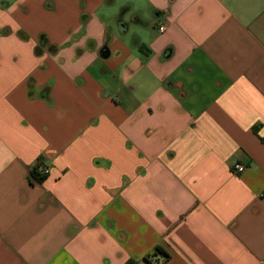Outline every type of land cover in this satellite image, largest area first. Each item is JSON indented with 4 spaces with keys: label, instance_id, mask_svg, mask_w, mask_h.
Segmentation results:
<instances>
[{
    "label": "crops",
    "instance_id": "1",
    "mask_svg": "<svg viewBox=\"0 0 264 264\" xmlns=\"http://www.w3.org/2000/svg\"><path fill=\"white\" fill-rule=\"evenodd\" d=\"M263 138L264 0H0V264H264Z\"/></svg>",
    "mask_w": 264,
    "mask_h": 264
},
{
    "label": "trees",
    "instance_id": "2",
    "mask_svg": "<svg viewBox=\"0 0 264 264\" xmlns=\"http://www.w3.org/2000/svg\"><path fill=\"white\" fill-rule=\"evenodd\" d=\"M264 141V138L262 139ZM41 164L37 163L30 171L31 176L38 180L42 181L45 179L46 174L42 172L40 168ZM169 258V254L162 247H156L152 252H150L144 260L148 263L153 264L156 261L158 264H164V261Z\"/></svg>",
    "mask_w": 264,
    "mask_h": 264
},
{
    "label": "built area",
    "instance_id": "3",
    "mask_svg": "<svg viewBox=\"0 0 264 264\" xmlns=\"http://www.w3.org/2000/svg\"><path fill=\"white\" fill-rule=\"evenodd\" d=\"M165 25H160L159 26V30L161 31V32H163V31H165ZM234 168H235V170H237V171H242L243 169H244V165L243 164H240V163H236L235 165H234Z\"/></svg>",
    "mask_w": 264,
    "mask_h": 264
}]
</instances>
